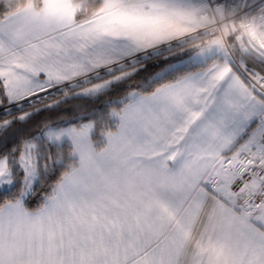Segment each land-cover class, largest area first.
I'll return each instance as SVG.
<instances>
[{"label":"snow or ice","instance_id":"obj_1","mask_svg":"<svg viewBox=\"0 0 264 264\" xmlns=\"http://www.w3.org/2000/svg\"><path fill=\"white\" fill-rule=\"evenodd\" d=\"M0 264H264V0H0Z\"/></svg>","mask_w":264,"mask_h":264}]
</instances>
